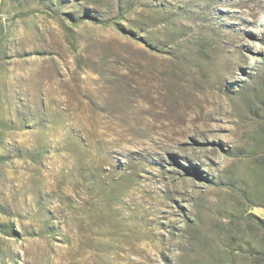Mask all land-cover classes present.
I'll use <instances>...</instances> for the list:
<instances>
[{
  "label": "rangeland",
  "instance_id": "374dc122",
  "mask_svg": "<svg viewBox=\"0 0 264 264\" xmlns=\"http://www.w3.org/2000/svg\"><path fill=\"white\" fill-rule=\"evenodd\" d=\"M0 27V264H264V0H0Z\"/></svg>",
  "mask_w": 264,
  "mask_h": 264
},
{
  "label": "trees",
  "instance_id": "16d2710c",
  "mask_svg": "<svg viewBox=\"0 0 264 264\" xmlns=\"http://www.w3.org/2000/svg\"><path fill=\"white\" fill-rule=\"evenodd\" d=\"M88 17H90V16H87L86 18H88ZM83 19H84V18H82V20H83ZM91 19H94L96 22L101 23V21H99V20H97V19H95V18H92V17H91ZM119 28H120V30H121L122 32L128 34V35L131 36L132 38L138 39L137 36H136L133 32L128 31V30H126V29H123V28L120 27V26H119ZM2 37H3V30H2V28L0 27V39H2ZM139 40H140V39H139ZM261 61L264 63V54L262 55V60H261ZM253 85H254V86H253L254 89H259V90H261V91L264 92V75H261L260 77L255 78V79L253 80ZM252 114H253V116H254L259 122H261V123L264 124V101H262V102H261V103H260L255 109L252 110ZM263 137H264V132H263ZM208 181H211V180L208 179ZM247 218H248V219H254L255 222H256V224H257L258 226H261V227L264 228V220H263V219L257 217V216L254 215V214H248V215H247ZM0 232L4 233V234H6V235H9V234H11L13 231L10 230V229H6V228H4V229L0 230ZM225 260H226V261H228V260L230 261V256H228ZM220 261H222V260H220Z\"/></svg>",
  "mask_w": 264,
  "mask_h": 264
}]
</instances>
